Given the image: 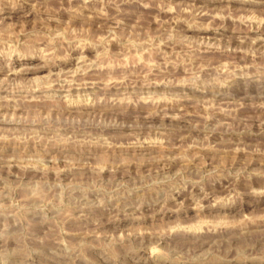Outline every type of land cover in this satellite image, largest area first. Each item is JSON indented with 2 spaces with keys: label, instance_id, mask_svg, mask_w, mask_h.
<instances>
[{
  "label": "rangeland",
  "instance_id": "1",
  "mask_svg": "<svg viewBox=\"0 0 264 264\" xmlns=\"http://www.w3.org/2000/svg\"><path fill=\"white\" fill-rule=\"evenodd\" d=\"M0 264H264V0H0Z\"/></svg>",
  "mask_w": 264,
  "mask_h": 264
}]
</instances>
